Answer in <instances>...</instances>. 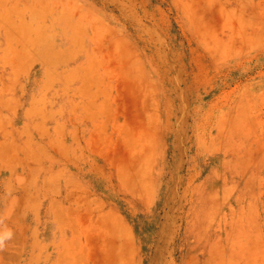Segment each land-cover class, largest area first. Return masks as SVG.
Instances as JSON below:
<instances>
[{
  "label": "rangeland",
  "instance_id": "1",
  "mask_svg": "<svg viewBox=\"0 0 264 264\" xmlns=\"http://www.w3.org/2000/svg\"><path fill=\"white\" fill-rule=\"evenodd\" d=\"M0 264H264V0H0Z\"/></svg>",
  "mask_w": 264,
  "mask_h": 264
}]
</instances>
